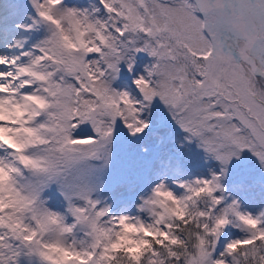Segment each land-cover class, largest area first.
<instances>
[{"label":"snow or ice","instance_id":"snow-or-ice-1","mask_svg":"<svg viewBox=\"0 0 264 264\" xmlns=\"http://www.w3.org/2000/svg\"><path fill=\"white\" fill-rule=\"evenodd\" d=\"M0 264H264V0H0Z\"/></svg>","mask_w":264,"mask_h":264}]
</instances>
